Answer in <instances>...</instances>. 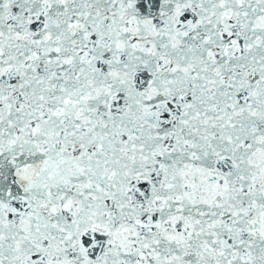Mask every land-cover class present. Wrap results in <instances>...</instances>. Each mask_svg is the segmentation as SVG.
Instances as JSON below:
<instances>
[{"label": "snow or ice", "instance_id": "6c2138e0", "mask_svg": "<svg viewBox=\"0 0 264 264\" xmlns=\"http://www.w3.org/2000/svg\"><path fill=\"white\" fill-rule=\"evenodd\" d=\"M0 264H264V0H0Z\"/></svg>", "mask_w": 264, "mask_h": 264}]
</instances>
